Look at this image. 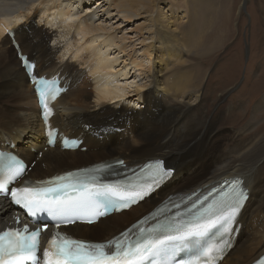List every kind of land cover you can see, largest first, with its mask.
Wrapping results in <instances>:
<instances>
[{"label":"bare ground","instance_id":"obj_1","mask_svg":"<svg viewBox=\"0 0 264 264\" xmlns=\"http://www.w3.org/2000/svg\"><path fill=\"white\" fill-rule=\"evenodd\" d=\"M92 1V5L85 7L83 13H77L78 7ZM110 3L109 0H0V80L11 79L14 83L7 87L0 85V100L9 105L6 108L0 103V148L6 151L13 148L27 162L34 158L31 149L41 150V157L27 173L35 179L111 159H122L124 168L142 165L148 160H161L166 167L174 169L171 177L150 197L129 210L100 219L90 226L74 224L67 228L73 236L81 238L98 236L99 233L98 241L110 238L160 200L168 202L171 198L181 201V198L197 190L202 193L215 181L240 176L248 189V198L235 222V245L219 264H250L264 252V134L244 137L255 125L251 119L240 130H226L230 134V145L227 150H221L218 139L220 132L215 129L217 125L215 127V121L201 108L205 100L201 88L204 74L197 63H193L190 57H172L175 63L169 76L159 74L162 79H158L151 75L150 51L153 48H167L165 52L174 49L187 55L185 42L192 34L190 28H179L174 34L161 32L159 15L154 10V14L152 12V9L158 10L160 0H113ZM72 5L73 11L70 10ZM99 7L107 16L111 12L109 8H112L111 13L118 16L117 20H131L132 16L143 14L144 19L139 23L134 22V25L137 26L135 40H139L140 47L144 46L139 52L142 51L145 56L139 59L129 57V60L134 68L132 74L136 70L145 71L140 81L154 79L159 82L161 93L158 97L163 108L154 119L142 126H138V117L142 112L140 109L146 107L149 101L143 98V90H148L149 83H138L134 80L135 76L127 73L123 80V75L115 73L117 57L111 55V51L118 49V52L128 54L121 42L125 37H117L107 24H100L101 16L97 17L96 10ZM41 27L45 29H40V33L50 38L36 35ZM8 28L14 32L21 52L37 61L41 75H57L62 83L68 84V89L55 101L56 109L50 121L52 126L58 127L66 135L82 138L80 146L86 148L84 152L78 149L60 150L58 142L52 148L43 149L42 125L33 87L28 84L16 50L6 35ZM87 37L91 40L87 41ZM97 39H101L102 46L100 43L99 46L94 44ZM126 63L129 62L125 60L123 67ZM164 71L167 72V69L164 68ZM169 77L172 78L171 82ZM85 87H88V91ZM191 94L194 101L199 103L194 109H190L191 103L182 99ZM178 97L180 100H177ZM262 107L264 97L254 105L252 115ZM106 113L111 115V120L107 122L85 121L89 116L100 118ZM5 115L12 117L8 120ZM124 116L130 121L132 129L127 126L123 128L118 122ZM29 124L36 126L37 131H31ZM120 132L125 136L123 142L118 135ZM117 146L121 155L114 153L118 150ZM147 146H155L158 153L136 156ZM68 153L77 156L78 162L93 160L70 166L74 159L65 167L62 156ZM95 156L102 157L95 159ZM192 159L195 162L193 165ZM176 163L177 166L174 165ZM169 185L175 186L171 188ZM10 208L0 199V228L3 221L9 218ZM102 229L108 231L107 236Z\"/></svg>","mask_w":264,"mask_h":264},{"label":"snow or ice","instance_id":"obj_2","mask_svg":"<svg viewBox=\"0 0 264 264\" xmlns=\"http://www.w3.org/2000/svg\"><path fill=\"white\" fill-rule=\"evenodd\" d=\"M6 35L15 43L14 32L6 30ZM19 56L38 97L46 143L51 145L59 135L55 127H49L54 115L51 103L65 90L58 78L40 74L37 61L22 52ZM117 163L123 165L124 161ZM26 171V165L14 152L0 151V194L30 217L43 213L57 218L54 226L59 229L62 224L77 221L95 223L109 208L130 207L151 195L171 177L174 169L155 160L135 177L107 182L95 174L102 171L99 168L95 172H69L35 182L24 179ZM247 198L243 182L234 178L226 188H217L202 198H181L180 202L169 198L152 214L155 223L150 227L144 226L148 221H141L135 232L128 230L104 242L84 241L54 231L41 249V235L48 230L47 225L30 228L25 223L22 227H8L0 230V264H215L228 246L233 225ZM14 223H22L19 216ZM179 253L185 256L178 258Z\"/></svg>","mask_w":264,"mask_h":264},{"label":"rangeland","instance_id":"obj_3","mask_svg":"<svg viewBox=\"0 0 264 264\" xmlns=\"http://www.w3.org/2000/svg\"><path fill=\"white\" fill-rule=\"evenodd\" d=\"M63 1L67 2V0ZM109 1L111 2L110 4H112L113 0ZM92 3L93 1L90 2V4H82L81 7H78L77 13H83L85 7L92 5ZM93 7H95V5H93ZM73 8L72 5L70 10L73 11ZM99 9L96 10L97 17L101 16L100 24H107V27L111 29L110 31L113 30L117 37H125L121 42L126 46L125 53L128 54H123V51L118 52V49L111 51V55H116L117 57L115 73L123 75V80L125 73H127L131 75V77L135 76L134 80L138 83H149V85H147L148 90H143V98L146 97L149 101L146 107L140 109L142 112L139 113L138 117V126H142L148 120L154 119L163 108V103L158 97V94L161 93L159 82H156L154 79L151 81H140L139 79L144 76L145 71L136 70L132 74L134 68L130 64L131 60H129V57H132V59L137 57L139 59L145 56L142 51L139 52V49H142L144 46L142 45L140 47L141 43H138L139 40H135L137 38V26L134 25V22L139 23L144 19L143 14L139 13V16H132L131 20H117L118 16L111 13L113 11L111 10L112 8H109L111 12L108 11V16ZM157 9V11H155L156 9H152V12L154 10V12L159 15L158 25L161 32L174 34L177 33L179 28L188 27L192 34L185 42L188 52L187 55L179 53L174 49H168L171 52H165L167 48H160L157 50L153 48L150 51L151 57H149L151 60L150 70L153 71L151 75L158 79H162L161 76H158L159 74L169 76L168 74L172 71L175 63V59L172 57H190L193 63H197L198 69L203 71L204 74L201 88L205 100L201 108H203L206 114L215 121V127L217 125L215 129L220 132L218 139L220 140L221 150H227L230 145V141L228 140L230 134L226 130H240L244 128L243 125L251 121V119L255 125L249 132L244 134V137L248 134H264V107L257 110L255 114L252 115L254 105L264 97V0H160ZM91 10H93V8ZM145 24L147 25V22ZM45 27L39 28L36 31V35L40 34L50 38L40 33V29H45ZM51 28L53 29V27ZM87 38V41L91 40L90 37ZM100 41L101 39H97L94 44L99 46ZM148 41L149 40H146V42ZM102 43L103 42L100 43L101 46ZM7 48L8 47H6V49ZM54 48L53 46V50ZM63 55L66 56L65 54ZM125 60L129 63H126L123 67ZM121 67L123 68L121 69ZM164 68L167 69V72L164 71ZM227 75L232 78L228 79ZM169 78L171 82L172 78ZM82 80L80 82H82ZM10 83L14 84L11 79L0 80V85H6V87ZM85 90L88 91V87H85ZM182 99L192 104L190 109L196 108L199 104L194 101L193 94L184 98L182 97ZM177 100H180V97H178ZM0 103L5 105L6 108H9L7 102H1L0 100ZM138 104L140 105L141 103ZM108 106H110V104H108ZM88 110L89 107L86 108V111ZM138 110L137 108L136 111ZM17 116L19 117V115ZM11 117L10 115H5V119L9 120ZM90 119L98 123L107 122L111 120V115L106 113L100 118L89 116L88 120L85 121L87 122ZM127 120L128 118L124 116L118 122L123 128L127 126L132 129V126L130 127V121L128 120V122ZM234 123L235 125H233ZM0 128L2 127L0 126ZM29 128L31 131L36 130V126L34 127V125L31 124H29ZM118 135L123 142L125 136L123 137L122 132ZM117 149L118 150L114 153L120 154L119 146H117ZM149 152L154 154L158 153L155 146H147L142 148L136 156L144 155ZM88 156H81L80 158ZM124 156H127L130 160H135L128 157L129 155ZM76 157L77 156L70 155V153L67 155L64 154L62 156L64 166H69V162H73L74 159L75 161L71 163L70 166L93 160L91 158L78 162ZM101 157L102 156H95L94 158L97 159ZM63 158H65V160H63ZM167 159L170 161L169 158ZM191 164H195L193 159L191 160ZM174 165L177 166V163ZM184 183H186V181ZM177 184L178 182L175 185ZM169 187L173 188L172 185H169ZM187 188L189 187L185 189ZM179 190L181 191L180 188ZM128 213L130 214V212ZM108 229L113 228L108 227ZM102 230H104L107 236L108 231L105 229ZM97 234L98 236H89L87 238L98 240L100 235L99 233Z\"/></svg>","mask_w":264,"mask_h":264}]
</instances>
